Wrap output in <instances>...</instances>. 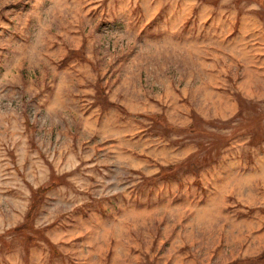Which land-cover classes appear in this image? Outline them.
<instances>
[{"label":"rangeland","instance_id":"374dc122","mask_svg":"<svg viewBox=\"0 0 264 264\" xmlns=\"http://www.w3.org/2000/svg\"><path fill=\"white\" fill-rule=\"evenodd\" d=\"M262 258L264 4L0 0V264Z\"/></svg>","mask_w":264,"mask_h":264},{"label":"trees","instance_id":"16d2710c","mask_svg":"<svg viewBox=\"0 0 264 264\" xmlns=\"http://www.w3.org/2000/svg\"><path fill=\"white\" fill-rule=\"evenodd\" d=\"M250 1H254V2H257V3H259V4H264V0H250ZM194 129H196V128L193 127L192 130H194ZM50 188H52V185L48 187V189H50ZM43 190H44V189H39V190L36 191L35 194H38L40 191H43ZM37 203H38V201H35L34 204H33V206L30 208V210H32V209L34 208V206L37 205ZM263 259H264V258L260 259V261H261L260 263L263 262Z\"/></svg>","mask_w":264,"mask_h":264}]
</instances>
